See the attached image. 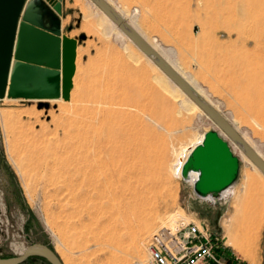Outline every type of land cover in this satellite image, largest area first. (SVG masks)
Listing matches in <instances>:
<instances>
[{
  "label": "rangeland",
  "instance_id": "1",
  "mask_svg": "<svg viewBox=\"0 0 264 264\" xmlns=\"http://www.w3.org/2000/svg\"><path fill=\"white\" fill-rule=\"evenodd\" d=\"M110 1L128 19L133 18L149 40L172 52L182 70L201 82L218 111L247 132L264 152V0ZM99 11L89 0H61V13L50 6L43 17L47 23L57 18L61 36L72 49L67 73L59 70L57 100L0 99V259L19 256L33 246L48 248L62 264H150L147 240L158 228L170 227L169 223H158L149 234L135 238L130 231L138 230L145 219L159 222L168 214L179 213L178 220L186 223L199 224L197 218L206 217L209 229L225 244L231 231L252 262L241 258L249 264H264L263 180L251 165L242 162L233 140L223 131L220 136L240 158L235 182L238 196L233 202L228 198L210 205L195 196L192 184L175 177L173 165L180 149L192 145L202 131L221 129L210 118L189 113L179 94L105 23ZM253 57L257 58L258 76L251 89ZM112 63H127L131 68L119 67L120 80L107 87L113 90L108 91L112 101L106 107L109 117L116 119L121 112L123 130H141L145 157L152 159L156 151L161 159L155 163L158 159L154 157L153 164L136 172L127 170L124 154L108 159L106 172L121 174L122 181H129L119 186L127 204L125 221L105 220L108 224L101 228L87 209L82 216L75 213L92 204L75 200L79 191L68 189L71 176L65 175L61 163L78 143L80 93L108 72ZM98 116L102 118L100 113ZM249 225L255 227L251 236L240 231ZM110 232L114 235L111 245L105 240ZM18 264L52 263L29 255Z\"/></svg>",
  "mask_w": 264,
  "mask_h": 264
},
{
  "label": "bare ground",
  "instance_id": "2",
  "mask_svg": "<svg viewBox=\"0 0 264 264\" xmlns=\"http://www.w3.org/2000/svg\"><path fill=\"white\" fill-rule=\"evenodd\" d=\"M89 1L91 4L96 6L91 0H89ZM105 1L109 5H111L123 17V19H125L155 50L157 49L170 63H172L169 56L168 55L166 56V55H164L165 53H162L163 49L161 51V48L158 44H156L153 40H149L150 38H148L146 33H144V31H142V29L139 28V26L137 25V23L135 22V20L133 18L128 19L126 17V12H124L119 6L115 5L114 2H112L110 0H105ZM96 8H98V7L96 6ZM100 11H99V13H100ZM36 13H37V16L40 17L43 14V9L37 8ZM101 13H102V17H103L105 23L108 24V26L111 27L113 30H115L120 37L127 40L128 44L132 48V50L137 51L142 56L143 60H145L147 62V64L155 72H157L161 76V78L179 94V96L183 99V103L186 104L187 106H189V109H188L189 113L197 114L199 116H205V117L209 118V116L201 108H199V106H197V104H195L172 80H170L168 78V76L153 62V60H151L147 55H145L132 42V40L129 39L121 31V29L107 17V15L103 11H101ZM128 65H130V64H128ZM128 65H127V63H122V64L112 63V64H110V70L108 72H106L102 76L97 77L90 84L86 85V87L84 86L85 88L83 91L81 90L82 92L80 93V99H79L80 100V107H79L80 113L78 116L79 118H78V124H77V129H76L77 132L75 134V136L78 140V143L75 146L76 147L75 149L73 147L71 149V153L73 155L72 154H71V156L67 155L70 157L63 159L65 161L61 163L62 169H63V172L65 173V175L68 174L69 176H71L70 179L68 178L69 179L68 185L66 184L68 186V189L74 190V191L76 189H78V191H79V193L76 195L75 200L78 202L90 201L92 204V205H90L91 208L89 206H85L81 211L77 210V212H75V213H78L82 216V215H84V211L87 209V211L89 212L88 216L90 215V217L93 218L101 226V228L105 227L108 224L107 222H105V220L109 222V221L114 220V219L115 220L124 219V213H125V208H126V204H127V201L125 199L126 197L123 196L124 193L123 194L120 193V190L123 188H121V189L119 188V186L121 184L124 185L126 182H125V180L122 181V179L120 178L121 174H112V173L110 174V173L106 172V170L109 166L108 159L114 158L118 154H124L125 157L127 158V162L125 164L127 170L129 171V169H130V171H135L136 169L138 170L141 168L149 167L150 164H153V163H151L153 161V158L154 157L157 158V156L159 155L155 151L154 155H157V156H154V157L152 156V159H151V157L150 158L145 157L146 154H144L145 153L144 146H146V144L144 145L143 140L140 138L139 131H141V130L137 129L138 131H133L130 128L123 130L121 128V126L119 125V124H121L119 121L120 117H121L120 115H123L120 111H119L120 112L119 115H117V117L118 116L119 117L116 119L112 120L108 115V108H106V107L108 105H111L112 101H111V96L109 95L110 92L108 93V91L111 89L109 88L107 90V87L110 85V83H113L115 85L118 83L117 81L120 80V74L117 73L119 70V67L121 68V70H123L124 68H128L129 67ZM129 68H131V67H129ZM140 72H141V70H140ZM183 76L182 77L185 80L189 79L187 76H185V75H183ZM59 80H60V75H59ZM186 81L210 105H212V107L215 106L217 109L215 107L214 108L217 111L219 110L218 105L212 99L208 98L204 94L202 89L196 87L198 89L197 90L188 80H186ZM17 87H18L19 91H22L25 94H27L26 99H29V98L30 99L48 98V99H52V100H57L55 98H57L59 96V92H60L59 86H56L55 84H53L49 80V77H43V75H40L39 73L32 75V76L22 78V79H19ZM111 91H113V90H111ZM138 92L140 93L141 89ZM7 96H9L8 89H7V92H6V95L4 96V98ZM76 97H78V96H76ZM15 98H19V97H15ZM74 100H76V99H74ZM76 101H78V100H76ZM74 112H76V111L74 110ZM98 113L101 114L102 118L101 117L99 118L100 115L98 116ZM112 115H113V113H112ZM221 115L224 117V115L222 113H221ZM224 118L230 123V125L235 130V132L239 135V137L242 139V141L246 145H248L261 159L264 160V152H262L258 147H256L254 145L253 141L251 140V137L248 136V133L244 132L242 129H240L238 124H233L235 126L234 127L232 125V123L226 117H224ZM124 119H122V120H124ZM97 121H101L102 124H98ZM132 126L133 125L131 124V127ZM222 131H223L222 129L220 131H218L219 135H221ZM204 132H206V131H202V132H200L199 135H197L196 139L192 142V145L185 146L182 149H180V151L177 155V159L175 160L176 162H174V165H173V170L175 171V173H174L175 177L180 178L181 167H182V164H183L185 158L187 157L191 148L194 147L197 143L201 142L203 135H204ZM225 134H227V133L225 132ZM231 139L233 140L234 147L239 150L238 156L241 158L242 162L243 163L245 162L247 165H251L252 168L254 170H256L255 172L258 173V175L261 177V179L264 182V175L257 168V166L251 161V159L247 156L243 145L239 141L235 140L234 138H231ZM66 146H67V144H66ZM147 146L149 147V145H147ZM148 147H147V149H148ZM65 148H68V146ZM149 149H150V147H149ZM149 149H148V151H149ZM145 150H146V147H145ZM61 151L63 152V150H61ZM53 152H54V149H53ZM149 152H152V151L150 150ZM233 152H235V151L233 150ZM58 154H60V153H58ZM62 156H64L63 153H62ZM148 156H149V154H148ZM56 157H54V158H56ZM159 158L160 157L157 158L158 161H156V159H154L155 163L160 161L161 158L160 159ZM57 160L60 161V159H57ZM116 160H117V158H116ZM117 162H118V160H117ZM155 163H154V165H155ZM152 166L153 165H151V168H152ZM61 172H62V170H61ZM195 176H196V173L191 172L190 178L186 181L188 183L192 184V181L195 178ZM126 180H128V179H126ZM128 182L129 181H127L126 185L128 184ZM126 185H124V186H126ZM67 186H66V188H67ZM237 196H238V190H237L235 184H233L229 189H227L226 191H224L222 193V199L226 200L229 198V199H232V202L234 201V199L237 198ZM178 216H179V213L168 214L166 217H164L162 219L160 218L161 220L159 222H156V221L150 220V219H145L143 222H141L139 224L138 230H136V229L134 231L131 230L130 234L132 235V237L134 236V238L138 234L147 235L152 231L154 226L157 225L158 223H159V225H165V224L169 223L168 225L170 227H174V226H177L179 224H186L185 221L178 220ZM228 219L230 221L232 220L231 217H229ZM124 221H125V219H124ZM254 229H255V227H253V225H249V228H247L245 230H240V231H242L244 234H248V236H251V233H254ZM106 235H107V238L105 240H106V242H108V244L111 245L113 243V236L114 235L112 232H110ZM225 238H226V242L228 243V245L231 244L232 246H234V248L239 252L240 256L242 255L244 259H246V260L248 259V261L252 262V260L250 258L251 256L241 248L238 240L236 238L232 237L231 231L228 232V235L226 234ZM119 240L120 239H118V241ZM119 248H121V247L119 246Z\"/></svg>",
  "mask_w": 264,
  "mask_h": 264
},
{
  "label": "water",
  "instance_id": "3",
  "mask_svg": "<svg viewBox=\"0 0 264 264\" xmlns=\"http://www.w3.org/2000/svg\"><path fill=\"white\" fill-rule=\"evenodd\" d=\"M114 22L132 42L168 76L199 108L226 132L239 141L251 161L264 175V160L261 159L232 128L230 123L210 105L123 17L105 0H91ZM61 13V0H0V99L7 89L9 96L27 98L18 90V80L39 73L59 86V70L67 73V60L71 46L61 36L57 18L44 23V15L50 6ZM43 9L37 16L36 9ZM197 27H194L196 32ZM47 72H51L48 74ZM67 91L62 82V94ZM196 176L192 191L198 198L219 201L222 193L229 189L239 177V158L216 129L204 132L201 142L191 148L181 167L183 180ZM264 247V234H263ZM29 255L46 258L52 264H62L58 257L46 247L29 246L19 256L0 259V264H18Z\"/></svg>",
  "mask_w": 264,
  "mask_h": 264
},
{
  "label": "built area",
  "instance_id": "4",
  "mask_svg": "<svg viewBox=\"0 0 264 264\" xmlns=\"http://www.w3.org/2000/svg\"><path fill=\"white\" fill-rule=\"evenodd\" d=\"M206 230L194 222L160 227L146 243L150 264H249L237 255H227Z\"/></svg>",
  "mask_w": 264,
  "mask_h": 264
},
{
  "label": "crops",
  "instance_id": "5",
  "mask_svg": "<svg viewBox=\"0 0 264 264\" xmlns=\"http://www.w3.org/2000/svg\"><path fill=\"white\" fill-rule=\"evenodd\" d=\"M45 23V25L47 26H49V24L46 22V21H44ZM163 49V48H162ZM162 49H161V51H162ZM157 50V49H156ZM158 51V50H157ZM159 52V51H158ZM160 53V52H159ZM162 53H165L164 55H168L169 56V58L171 59V62L172 63H170L161 53V55L175 68V70L181 75V76H183V75H185V76H187L189 79H186V80H188L195 88L196 87H198V88H200L201 89V87H202V84H201V82L200 81H197V80H195L192 76H190V75H188L186 72H184L183 70H182V68L178 65V63H177V61L175 60V58H174V56H173V54H172V52H170V51H167V50H164L163 49V51H162ZM224 57H226V53H224ZM175 63V64H174ZM177 66V67H176ZM262 75H264V69L262 70ZM257 76H258V70H257V58L256 57H253V58H251V60H250V78H251V89H253L254 88V82L256 81L257 82ZM184 77V76H183ZM255 78V79H254ZM193 82V83H192ZM196 85V86H195ZM197 89V88H196ZM198 90V89H197ZM219 103L220 104H222L223 102L222 101H219ZM225 115V114H224ZM226 116V115H225ZM227 117V116H226ZM228 118V117H227ZM201 199V198H200ZM222 199V198H221ZM220 199V200H221ZM220 200L219 201H216V202H213V201H209V200H206V199H202L201 201H206V202H209L210 203V205H218V203L220 202ZM197 220H198V222H199V226H200V228L204 231V230H206L207 231V233H208V235L214 240V242H216L217 244V247L222 251V252H224L225 254H227V255H237V256H239V257H242V256H240V254L239 253H237L236 251H233V249H230V248H228L227 246H226V244H228L227 242H226V240H225V242H226V244L223 242V240H222V238L221 237H219V236H217L216 234H214L213 233V231L212 230H210L209 229V225H208V221H207V219H206V217H201V218H197ZM194 222V221H193ZM195 223V222H194ZM226 239V238H225ZM231 245V244H230Z\"/></svg>",
  "mask_w": 264,
  "mask_h": 264
}]
</instances>
